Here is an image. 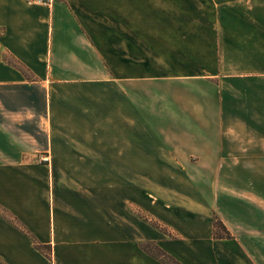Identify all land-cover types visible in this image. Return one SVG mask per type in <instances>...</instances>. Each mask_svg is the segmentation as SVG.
<instances>
[{"label": "crops", "instance_id": "1", "mask_svg": "<svg viewBox=\"0 0 264 264\" xmlns=\"http://www.w3.org/2000/svg\"><path fill=\"white\" fill-rule=\"evenodd\" d=\"M82 92L115 94L94 131L72 127ZM63 140L95 148L61 162ZM108 156L118 173L210 177L201 196L146 199L76 181ZM145 242L182 264H264V0H0V264H165Z\"/></svg>", "mask_w": 264, "mask_h": 264}, {"label": "rangeland", "instance_id": "2", "mask_svg": "<svg viewBox=\"0 0 264 264\" xmlns=\"http://www.w3.org/2000/svg\"><path fill=\"white\" fill-rule=\"evenodd\" d=\"M8 60L10 63H13L16 66L18 65L19 67H22L13 58L9 57ZM100 94L102 96H100ZM92 95L93 96L91 97V99L90 98L86 99L84 97L83 92L80 94L73 93V95H72V127H75L76 129L81 130L82 132L86 128H87V131L88 130L91 131V129H92V131H94L95 130L94 124L95 123L97 124V122L98 123L100 122V117L98 118L99 113L101 112L100 102L106 101L105 99H108L110 102L111 101L115 102V94L111 93V92L99 93V94H97L95 92V93H92ZM99 96H100V98H99ZM79 98L81 100H79ZM92 102H95V104L93 106L91 104ZM80 103H83V105L85 107V113L77 114L78 117H73V116H75V111L78 110ZM74 118H77V120H74ZM106 118H107V120L112 119V117L109 115H106ZM85 121H88L90 123L85 124ZM101 121H102V119H101ZM142 131H143L142 135H141L142 140H141L140 144H141V147L143 149L148 150L155 143H153V141H151L149 134L146 132V130H144L143 126H142ZM112 143L114 145H116L115 140ZM59 144L61 145V148L59 151V154L61 156L59 157V160L61 162L66 161L68 163V157H65L64 155L69 154L71 156L70 157L71 164H72V149H76L77 150L76 152L83 155L85 150L89 151L90 149L95 148L94 142L85 141V140H77L76 142H74L72 140L71 141H67V140L64 141L63 140V141H60ZM98 144L100 145L101 142H99ZM107 144L109 145V144H111V142H107ZM36 145H38L40 148H42L43 144H42V142H36ZM72 145H76L75 147H77V148H72ZM109 147L111 148L110 145H109ZM45 148L46 149L49 148V150H51L52 143H51V146L49 147L48 142H47V146ZM100 148H102V147H100ZM113 148L115 149V146ZM103 151H105V150H103ZM43 159H47V157H43ZM100 159L102 160V163H106L109 165V168H110L109 172H107V173L106 172H103V173L91 172V173H86V174L76 173V181H84V182H92L93 181V184L96 181H107L109 183L110 195H113V197L121 196V194H124V196H122V197H126V196H128V194H132L130 192H132L133 188H135V191H138L140 193V196L142 198L145 197V199H146V196L148 194L154 195V194H156V191H160V188L162 189L163 185H166L165 187L169 191L170 190L174 191L176 188V191H178V190H181L184 192L192 191L194 193V195L198 194L201 196V192H204L201 189V184L208 182V180H209L208 178L210 177L207 174L201 173V172L200 173H198V172L189 173V174H186L185 176H183L180 173L175 172V171H169L166 173L147 171V172H141L140 174H137V173L136 174H132V173L123 174V173H118L116 168H115L116 167V165H115L116 164V158L108 156V157H102V158L100 157ZM141 159H142L141 163L143 164L144 158L142 157ZM78 161H82V163H85L83 161V156L78 157ZM145 163H147V162H145ZM143 168L148 169V166L146 165L145 167H141V169H143ZM60 177H62L63 179L67 180L68 182H70L72 184V173L71 172L70 173H61ZM193 184L197 186L196 189L193 186ZM124 191H125V193H124ZM139 213H140V217L142 219H144L145 221H147L148 223H150L151 225H153L152 223H154V222L157 223L158 225H161V223L154 220L153 218L148 216L146 213H144V212H139ZM153 226L156 227V225H153ZM145 243H147V242H145ZM149 243H152L149 245L150 251L153 254L156 253V250H155L156 244L153 242H149ZM49 255L51 256V252Z\"/></svg>", "mask_w": 264, "mask_h": 264}, {"label": "trees", "instance_id": "3", "mask_svg": "<svg viewBox=\"0 0 264 264\" xmlns=\"http://www.w3.org/2000/svg\"><path fill=\"white\" fill-rule=\"evenodd\" d=\"M9 64H11L13 67H15L16 69L20 70L24 76L26 78H30L29 75L26 72V69L24 67V65L17 61L18 64L22 67H19L18 65H14L13 63H10L9 60L7 61ZM153 225H156L157 228L165 231V228L162 227V225H158L157 223H152ZM213 236L214 238H219V239H224V238H232V235L230 233V231L226 228V226L223 224V222L218 218V216L214 213L213 216ZM152 243H142L141 244V248L148 254L153 255L154 257H156L158 260H160L161 262L165 263V264H181L180 262H178L177 260H175L173 257H171L170 255H168L166 252H164L162 249H160L158 246H155V250L156 253H152L149 249V245ZM36 246L39 248L40 246L36 243ZM47 257H50V252H44Z\"/></svg>", "mask_w": 264, "mask_h": 264}, {"label": "built area", "instance_id": "4", "mask_svg": "<svg viewBox=\"0 0 264 264\" xmlns=\"http://www.w3.org/2000/svg\"><path fill=\"white\" fill-rule=\"evenodd\" d=\"M38 2H42L46 5H50L53 0H37Z\"/></svg>", "mask_w": 264, "mask_h": 264}]
</instances>
